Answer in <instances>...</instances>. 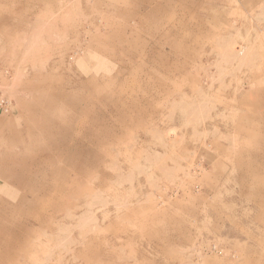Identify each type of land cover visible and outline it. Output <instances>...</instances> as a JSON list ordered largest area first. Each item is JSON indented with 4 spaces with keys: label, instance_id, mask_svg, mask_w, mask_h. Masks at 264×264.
Returning <instances> with one entry per match:
<instances>
[{
    "label": "rangeland",
    "instance_id": "1",
    "mask_svg": "<svg viewBox=\"0 0 264 264\" xmlns=\"http://www.w3.org/2000/svg\"><path fill=\"white\" fill-rule=\"evenodd\" d=\"M0 264H264V0H0Z\"/></svg>",
    "mask_w": 264,
    "mask_h": 264
},
{
    "label": "bare ground",
    "instance_id": "2",
    "mask_svg": "<svg viewBox=\"0 0 264 264\" xmlns=\"http://www.w3.org/2000/svg\"><path fill=\"white\" fill-rule=\"evenodd\" d=\"M62 109V108H61ZM65 110V109H64ZM19 137V136H18Z\"/></svg>",
    "mask_w": 264,
    "mask_h": 264
}]
</instances>
